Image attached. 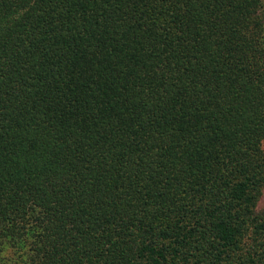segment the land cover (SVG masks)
Listing matches in <instances>:
<instances>
[{
    "label": "trees",
    "instance_id": "16d2710c",
    "mask_svg": "<svg viewBox=\"0 0 264 264\" xmlns=\"http://www.w3.org/2000/svg\"><path fill=\"white\" fill-rule=\"evenodd\" d=\"M264 0H0V264H264Z\"/></svg>",
    "mask_w": 264,
    "mask_h": 264
},
{
    "label": "rangeland",
    "instance_id": "374dc122",
    "mask_svg": "<svg viewBox=\"0 0 264 264\" xmlns=\"http://www.w3.org/2000/svg\"><path fill=\"white\" fill-rule=\"evenodd\" d=\"M263 148H264V141H263ZM259 208L264 210V192L259 202Z\"/></svg>",
    "mask_w": 264,
    "mask_h": 264
}]
</instances>
